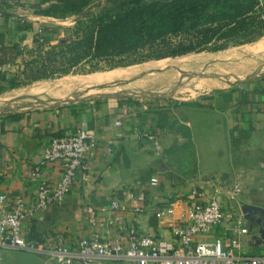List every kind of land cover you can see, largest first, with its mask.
Returning <instances> with one entry per match:
<instances>
[{
    "label": "crops",
    "instance_id": "0c3cea01",
    "mask_svg": "<svg viewBox=\"0 0 264 264\" xmlns=\"http://www.w3.org/2000/svg\"><path fill=\"white\" fill-rule=\"evenodd\" d=\"M33 2L6 0L5 5H0L1 44L3 47L17 44L20 53L13 66L18 70L25 60L24 52L31 47V35L47 26L48 19H55L24 7ZM4 14L9 16L5 20ZM14 19L29 23V29H15ZM112 81L84 86L86 93L49 96L28 84L0 93H10L0 102V192L7 198L21 194L28 199L33 195L36 181L30 180L28 173L38 166L51 137L77 128L89 130L95 136V148L84 159L85 167L77 170L67 194L60 202L37 210L27 219L22 225L23 237L48 247L60 242L70 248L80 238L90 236L108 243L117 231L116 226L107 224L111 216L109 202L115 197L123 217L122 227L133 226L140 233L170 239L178 211L191 202L190 189L196 186L210 192L213 187H219L223 212L238 215L246 232L229 230V222L225 220L196 238L212 240L224 232L237 238L239 253L264 256V240L247 232L248 222L239 211L242 204L264 208V74L233 84L216 95L200 94L189 102L163 101L165 95L158 99L144 92L139 95L144 96L141 99L137 98L136 89L130 92L125 87L104 91ZM90 88L96 90L89 92ZM231 88L230 101L224 103L223 95ZM197 109L211 112L219 119L216 122L223 130V151L219 155L223 161L218 165L182 169L173 159L174 147L181 149L186 144L194 147L191 123L183 111L192 113ZM115 121L120 124L116 126ZM233 128L247 129V137L232 142L237 137ZM142 129L155 131L160 150H155L151 140L135 133ZM38 171L39 178L53 184L61 175L62 164L46 162L38 166ZM221 171L228 173L232 184H239L241 190L235 199L225 193L230 189L229 184L200 179L208 173L217 176ZM152 181L156 184L151 185ZM167 207L173 208L172 214L154 216L155 211ZM106 262L129 264L103 258H95L91 264ZM46 264L56 263L51 259Z\"/></svg>",
    "mask_w": 264,
    "mask_h": 264
},
{
    "label": "trees",
    "instance_id": "16d2710c",
    "mask_svg": "<svg viewBox=\"0 0 264 264\" xmlns=\"http://www.w3.org/2000/svg\"><path fill=\"white\" fill-rule=\"evenodd\" d=\"M5 1L0 0V5ZM24 7L57 19L73 16V25L62 42L58 38L53 44L59 26H43L33 33L17 75L9 70L0 72V93L76 69L80 73L100 71L104 62L112 68L117 66L112 59L123 55L132 56L128 65L218 51L264 36V0H34ZM92 7L96 10L91 11ZM8 17L3 15L4 20ZM13 24L17 30L30 27L20 19H14ZM10 48L19 55L16 43ZM232 92L231 88L223 95L224 103L230 101ZM233 130L237 137L232 142L248 135L247 129Z\"/></svg>",
    "mask_w": 264,
    "mask_h": 264
},
{
    "label": "built area",
    "instance_id": "2783aa9c",
    "mask_svg": "<svg viewBox=\"0 0 264 264\" xmlns=\"http://www.w3.org/2000/svg\"><path fill=\"white\" fill-rule=\"evenodd\" d=\"M6 70L5 66L0 65V72ZM114 124L118 126L120 123L115 121ZM135 133L151 140L155 150H160L155 131L142 129ZM95 145V136L83 128L53 136L44 147L37 165L60 161L62 172L59 179L53 184L45 182L39 178L38 166H35L28 173L29 179L36 181L30 198H23L21 194L7 198L0 192V250L51 256L56 264H91L95 258L123 260L129 264H264L263 255L239 253L237 238L224 232L212 240L196 238L225 220L229 222V230L246 232V228L240 226L238 215L223 212L219 187H213L210 192L196 186L190 189L191 202L184 204L178 211L171 227L170 239L140 233L133 226L122 227L120 205L118 199L113 197L109 202L111 216L107 218V224L116 226L117 231L108 243L98 240L96 236L82 237L70 248L60 242L48 247L40 242L26 240L21 232L23 223L37 210L64 198L77 170L85 167L84 159L92 154ZM150 184L156 183L152 181ZM240 190L239 184L234 183L225 193L230 199H235ZM172 213L173 208L167 207L155 211L154 216Z\"/></svg>",
    "mask_w": 264,
    "mask_h": 264
},
{
    "label": "rangeland",
    "instance_id": "374dc122",
    "mask_svg": "<svg viewBox=\"0 0 264 264\" xmlns=\"http://www.w3.org/2000/svg\"><path fill=\"white\" fill-rule=\"evenodd\" d=\"M95 10V7L91 8V11ZM73 18V16H69L64 19H48L45 23L47 26H59L56 35H54V40L50 44L55 43L58 38H62L68 34L69 28L73 25ZM16 57L15 49L10 47L0 48V65L9 69V72L11 70L10 73L13 75H17L18 73V69L13 66L15 65L14 60ZM130 59H132V56L126 57V55L112 59L113 63L117 64L114 67H122V69L108 68L107 66L110 63L104 62L101 63L102 70H100L104 72L88 74L77 72L78 69H76L73 73L54 76L51 78L52 80H48V78L38 79L29 81L26 85L28 84L30 88H34L35 91H43L44 94L49 96L57 93L67 95L75 91L86 93L84 86L87 85L85 82H87L89 77L103 76L104 73L110 74L132 68L136 69L134 73H131L132 75L127 74L128 76L123 75L116 78V80L112 81V85L104 87L105 89L103 88V90L111 91L125 87L126 91L130 92L136 89L134 90L135 94L138 95L137 98L141 99L144 96L139 95H142L144 92L156 95L158 99L161 95H165V98H161L163 101L189 102L195 100L200 94L216 95L218 91L225 90L233 84L244 83L245 81L255 79L258 75H263L264 36L252 42L228 46L218 51L191 52L174 57H165L160 60L150 59L125 65ZM181 60L183 61L182 63ZM199 61L202 62L200 63ZM22 63L23 61H21V67ZM185 67L189 68L190 71ZM230 67L232 68L229 69ZM82 68H86V66ZM215 77L216 79H214ZM18 78L21 77L19 76ZM236 78L241 80H237ZM203 82H213V84L219 85L203 86ZM94 90L96 89L90 88L88 91L92 92ZM9 94L0 95V102H2L3 97L9 96ZM210 113L199 109L194 110L192 113L186 110L183 111V114H188L186 117L189 118L191 123L194 147L186 144L181 149H178L174 147L177 144L172 145L176 150L173 154V159L178 163V167L190 170L196 167V165L201 168L205 164L218 165L217 163L223 161V158L219 155V152L223 151V130L216 122L218 118Z\"/></svg>",
    "mask_w": 264,
    "mask_h": 264
},
{
    "label": "water",
    "instance_id": "95a60500",
    "mask_svg": "<svg viewBox=\"0 0 264 264\" xmlns=\"http://www.w3.org/2000/svg\"><path fill=\"white\" fill-rule=\"evenodd\" d=\"M62 41L63 39L60 38L59 42ZM236 79L241 80L239 78ZM200 179L203 181L216 180L220 184H229V187H232V182L229 180L228 173L225 171L219 172L217 176L208 173ZM239 211L248 222L247 232L259 240H264V208L242 204L239 206ZM51 259V256L43 258L37 254L25 251L0 250V264H46ZM105 264L112 263L106 262Z\"/></svg>",
    "mask_w": 264,
    "mask_h": 264
},
{
    "label": "bare ground",
    "instance_id": "6f19581e",
    "mask_svg": "<svg viewBox=\"0 0 264 264\" xmlns=\"http://www.w3.org/2000/svg\"><path fill=\"white\" fill-rule=\"evenodd\" d=\"M227 56V55H226ZM227 58V57H226ZM209 61V60H208ZM183 61L181 60V63H182ZM200 63L202 62V61H199ZM224 62V61H223ZM188 64V63H187ZM188 65H190V64H188ZM233 66V65H232ZM191 67H193V66H191ZM228 67V66H227ZM187 70H189V68H187V67H185ZM232 67H230L229 69H231ZM192 69V68H191ZM185 70V69H184ZM212 70V69H211ZM210 70V71H211ZM237 70V69H236ZM134 71H136V69H132V68H130V69H127V70H123V71H121V72H113V73H110V74H106V73H104V74H106V75H104L103 74V76H93V77H89L88 78V80H87V82H85V83H87V85H86V87L87 86H90V85H92V84H95V83H99V82H104V81H110V80H114L115 78H118V77H121V76H123V75H127V74H131V73H134ZM181 71V70H180ZM190 71V70H189ZM184 73H185V71H183ZM218 72V71H217ZM235 72V71H234ZM138 73V72H137ZM230 73V72H229ZM186 74H187V72H186ZM132 75V74H131ZM188 75V74H187ZM208 75V74H207ZM128 76V75H127ZM177 76V75H176ZM210 76V75H209ZM132 77V76H131ZM219 77V76H218ZM231 77V76H230ZM222 78V77H221ZM214 79H216V77L214 78ZM86 81V80H85ZM124 85V84H123ZM202 85L203 86H206V85H214V86H218L219 84H213V82H203L202 83ZM118 88V87H117ZM89 90V89H88ZM104 91H106V90H104ZM76 92V91H75ZM110 92V91H109ZM55 93H57V92H55ZM20 96V95H19ZM62 96V95H61ZM17 97V96H16ZM57 97V96H56ZM57 98H60V97H57Z\"/></svg>",
    "mask_w": 264,
    "mask_h": 264
}]
</instances>
